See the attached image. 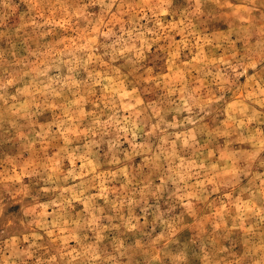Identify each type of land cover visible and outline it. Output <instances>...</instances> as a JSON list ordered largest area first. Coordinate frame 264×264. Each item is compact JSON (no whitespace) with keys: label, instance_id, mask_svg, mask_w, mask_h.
Listing matches in <instances>:
<instances>
[{"label":"rangeland","instance_id":"rangeland-1","mask_svg":"<svg viewBox=\"0 0 264 264\" xmlns=\"http://www.w3.org/2000/svg\"><path fill=\"white\" fill-rule=\"evenodd\" d=\"M0 264H264V0H0Z\"/></svg>","mask_w":264,"mask_h":264}]
</instances>
